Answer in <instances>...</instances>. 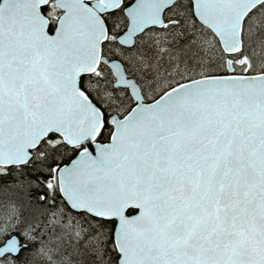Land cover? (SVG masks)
<instances>
[{
  "label": "snow or ice",
  "instance_id": "1",
  "mask_svg": "<svg viewBox=\"0 0 264 264\" xmlns=\"http://www.w3.org/2000/svg\"><path fill=\"white\" fill-rule=\"evenodd\" d=\"M0 264H264V0H0Z\"/></svg>",
  "mask_w": 264,
  "mask_h": 264
}]
</instances>
